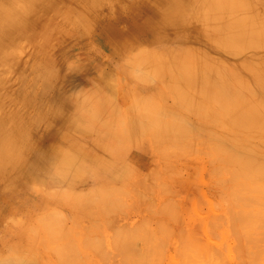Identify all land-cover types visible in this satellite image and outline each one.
Masks as SVG:
<instances>
[{
	"label": "rangeland",
	"instance_id": "1",
	"mask_svg": "<svg viewBox=\"0 0 264 264\" xmlns=\"http://www.w3.org/2000/svg\"><path fill=\"white\" fill-rule=\"evenodd\" d=\"M159 1L166 4L169 7V9L167 10V13H169L168 15L170 17L172 16L173 18L177 19V21L175 22L176 25H174L173 30L170 33L172 34L174 31V36L172 35L168 38H163V39L161 38L159 39L156 37L161 32V28L160 27H158L157 29L153 28L151 19L147 18L148 16L150 17V15L148 16L146 15L147 13L146 9H149L147 8V6L152 7L153 5L157 4ZM200 1L201 0H186L185 2L186 6L184 7V5H182V7H180L178 2H176L175 0H167V1L166 0L165 1L163 0H157V1L155 0H0V111H1L0 124L2 128L1 130L2 132L0 133V160L3 158L4 155L1 149L2 144L8 141L9 142L11 141L10 146H12L13 148L19 146L24 147L23 150L24 153L21 155L23 159L25 158L24 161H26L28 157H32V156L38 157L39 165L43 164L42 163L43 154L46 153V151L50 149V147H52L55 144H58L60 145V148L63 151H68L70 152V154H73L75 156L79 154L77 155L80 157L79 160L80 159H82V161L85 160L86 161V162L84 161L85 165L88 164V166H85L86 169L89 168L91 169V171L93 170L91 173H89L92 175H88V174L85 175L84 182L78 185L76 184L71 186L70 184L71 180H76V178L79 179L78 177L74 178L75 176L74 174H72L71 171L61 174L60 178L62 177L64 178L62 179L58 178L60 181L57 180L61 184H58L57 182L56 183L57 185L55 184L56 186H54V184L45 185L44 183L42 182L40 183L39 181H37V177L39 176L40 173V170L37 168L38 165L35 166L30 163L29 166L26 165L23 166L22 163L18 162L20 160V156L19 155L14 156L13 153H11L9 149H7V151L10 153L8 155L12 157L10 158V161L15 162L16 164H13L14 166L12 167V169L6 167H0V248H2L0 249V260H1L0 264L7 263L9 260L10 261L8 263H11V261L13 262L17 260V258L19 260H22V264H63V263L64 264H256V263L264 264V238H263L264 228L261 229L263 227L262 224L264 223V220H262L264 218V210H263L264 191L262 189L263 186L260 185L261 183L258 182L257 177L254 179L252 177V180L251 177L247 178V180L250 179V182L252 183L251 185L253 186L257 185L256 186L257 189L256 187L249 185L250 183L246 184L245 181H243L244 176L240 175L241 177L240 176L238 177V179H242L241 181L237 179L238 180L237 182H239L240 185H238V183L236 184V180L233 179L234 180L233 181L230 177V174L232 175V170H230L231 164H233L235 160L234 159L235 157L231 153L233 152L232 148L234 147L232 145H235V143L230 144L231 142L229 139L230 121L228 122V119L230 117L229 112L232 109L229 100L226 97L223 100H219L218 99L219 96L215 95L213 92L210 91L207 92V90L205 91V89L200 90L195 87L193 88L191 86L188 87L189 86L188 84L187 87L191 88L190 90L194 91L196 94L192 93L189 89H188L189 92H187L188 90L187 87H185V85L186 83H188V81L180 79L177 75L179 74L177 73L178 71L179 72L190 71L197 73L200 71L207 72L208 70L209 73L207 74L211 73V76L213 77V74H215V72H219L221 75L219 79L224 80L225 78V80L229 83V87L232 86L230 87V89L234 91V93H240V95L242 96V100L240 101L243 103V105L246 104L247 105L246 108H248L249 111L255 113L257 112L258 116L262 115V117H264V96L261 94L260 92L261 90H259L257 83H255L256 81L255 78L259 74L260 75L263 74L264 76L263 64H260V62L264 63V56L263 57L262 56L259 57L260 55L256 56V54L260 52L264 54L263 53L264 39L262 42L263 44L260 42L262 40L258 41L261 44L257 42L258 38H260L261 36L260 30L263 29L264 27V12H263L264 0H256V1L246 0V2H249L248 4L249 7L246 9H242L241 7L235 9V7H230L227 6L226 4H225L226 7H228L227 9L226 8L224 9L223 8L224 6L222 5H219L217 6L218 8H215L211 1H207L204 4L199 5ZM250 3L253 6L250 5ZM191 4H192V8L190 7ZM261 8H263V10ZM182 11H183V15H182ZM234 14L245 15V18H240L242 21L240 22V24L237 25L239 29L237 27L235 28V26H233V24L229 20L231 15L235 16ZM247 14H250L252 16L254 15L255 19L254 17H252L251 19L248 18ZM197 15H199V17ZM194 18L196 19V21L194 20ZM198 18L199 20H197ZM193 21L196 24H198V22L199 23L202 22L201 24L198 25V28L196 24L194 25L196 26L197 29L199 30L202 29L201 30L202 33L201 31L200 33L201 34L204 33L205 36L204 34L203 36L201 34H199L198 36L197 34H194V32L195 33L199 32V30L198 32L195 30V26H193L194 27V29H192L193 31L189 29L190 27L188 25L191 26ZM133 23L138 24L140 27H142L144 31L142 32L140 30L134 29V27L132 26ZM108 28L111 29V34L113 33V31L117 32L116 38H114L113 40L116 42L117 47L116 49H114L115 52L113 53L107 51L105 48L106 45L110 42L103 40L100 37L101 32H103ZM205 28L210 29L211 31L214 32L212 33ZM187 29H189L190 32L192 31L194 35L193 37H197L194 38L195 40L193 39L192 36H190V32ZM257 29L259 31H257ZM218 31L220 32L222 31L221 32L222 34L220 33L221 35L219 36L217 34L219 33ZM119 33L123 36H120ZM206 33H208L210 37L206 35ZM111 34L109 35V38L112 39L113 36H111ZM181 35L182 38H180ZM183 35L185 36L187 35V37ZM226 35L230 37H226ZM201 36L202 37L207 36V41L208 40L211 41V38H213L211 42H213V40L215 41L217 40V42L214 41L215 44L218 43L220 44L222 41L221 43L222 45L220 44V46H222V49L226 47L228 48V49H224L225 53L228 52L226 50L230 51V49L231 52L233 53L234 50L232 48L234 46V48H236L234 52L235 53L238 52L240 56L237 53L236 54L233 53V54L235 56H239V58L237 57L235 58L236 59L235 60L231 52H230L231 55L224 54L223 53L224 51H222L221 47L219 46L221 49V51H219L220 49L219 48L216 49L217 46L214 47V44L209 46V49H212L211 51H209L211 53H209L207 47L209 44H211V42L209 41L207 42L206 38L202 39ZM184 38H187L186 40L190 38L191 40L189 42H192L194 40L193 41L194 43L188 42L189 44L188 43L186 44ZM223 38H225L226 40L224 41ZM230 38L235 39L237 41L236 44L234 43L235 41ZM176 39H179L180 41L184 39V42L182 41L183 42L182 43L180 41H175ZM200 39L202 41L201 44L198 43ZM227 41H229V43H233L231 44L232 46L228 45L229 43ZM125 42H126V51H122V45ZM203 43L204 44L206 43V45H204ZM251 43L254 46H252ZM223 44L225 45L224 47ZM255 44L256 46L257 44L259 45L256 47ZM162 45L165 46L167 45L166 48H168V50L165 48V46L162 47ZM171 45L174 46L172 47ZM203 45L205 46V50L204 47L202 48ZM239 45H242V47L245 48L243 49L244 51L247 50V48L250 49V50L248 49L249 51H247L246 53L249 52L252 53L254 51L255 53L257 52L256 54L252 53L253 56L255 55L254 57L253 56L252 57L254 59L253 61H255L254 65L255 63L256 65L257 64L260 65V66L257 65L258 70L255 69L256 66L254 67L253 64L252 65L250 64L251 67L249 66V63H247L249 60L247 59L249 57H250L249 59L252 58L251 54L250 53L247 54L248 56L245 55L246 54L245 52H243L244 53L243 54L241 52L243 50H241L242 48L239 47ZM248 45H251V47H248ZM181 46H183V48ZM238 47L241 51L237 50ZM252 48H254L253 51H251ZM259 48H263V50L261 49L259 50ZM128 50L130 51L127 52ZM166 51H169L168 54L170 55V58L167 53L165 54ZM138 53H141L142 55L145 56H142L141 54L138 55ZM178 53L179 55H177ZM212 53H213V58H212ZM146 54L149 55V58ZM153 54H155V56ZM152 55L154 56V58L152 57ZM217 55L218 57L221 56L222 60L221 58H219L220 59L219 60L217 58ZM156 56L158 58H156L155 60ZM131 57L134 60L131 59ZM137 57H139L138 58L139 61L137 60V62H139L140 65L141 63H143L144 59L147 58L143 63L147 68L144 69V67L142 66L141 67L138 66V68H135L137 62H135L134 64V61H136ZM166 57L168 60L165 59ZM224 57L226 58L225 63L223 62ZM256 57L258 59H256ZM191 58L192 59L194 58L193 59L194 61ZM209 58L212 61L213 60L214 61L212 62L211 60H209ZM148 59L151 60L149 61ZM227 59H230V62ZM232 60L235 61L231 63ZM153 61H156L158 63L156 64ZM237 61L238 63H240L241 68L238 67L239 65L237 64ZM165 62H167V64ZM233 63L237 64L236 65L237 67H235L234 66L235 64L233 65ZM129 64L130 66L133 64L134 65L129 68H126L127 66H129ZM147 64L149 65L150 68L153 69L150 70L152 72L151 73L152 76L154 74L153 72L159 74V75L154 74V76L158 78V81H156V83L154 80H156L157 78L153 76L155 79L152 78L153 79L152 80L151 77H149L150 75L148 74L149 71H147V74L145 73L146 70H149ZM164 64L167 66H165ZM228 65L230 66V68H228V70L226 71L227 69L226 66ZM124 66H126L125 68L128 71H130V74L132 73L134 74L135 72L139 74L138 72L139 70H142V72L139 74V76H136L135 75L136 73L131 76L127 72V70L124 69ZM132 67H134L138 71H136L135 69L134 70L131 69ZM165 68L167 70H170L169 73L171 74L174 73L177 77L173 79L172 77H170L169 74L171 81L168 79L169 77H167L168 74H166L164 77V73H166ZM173 68H175V70ZM234 68H236V71L233 70ZM223 69H225V71H223ZM246 69L247 71H249V73L251 72L250 74L254 75L255 78H252V75L248 74L246 72ZM131 70H133L132 73ZM254 70H256V72ZM257 72L258 75H255L257 74ZM228 73L230 74V76L228 75ZM243 73H245V75H248L250 79L247 76H245ZM227 75L229 77L232 76L233 78L232 77L228 78ZM133 76H136L137 79L138 77H140L141 79L137 80L133 78ZM147 77L150 78L151 81H149ZM251 79H254V81ZM161 80L162 81L166 80L167 82L162 83ZM174 80L177 81L175 82ZM179 80H181L184 83L186 82L185 85ZM159 82L164 84V86L167 89L164 88L163 85L161 86ZM253 82L255 84H253ZM127 83H128V87H127ZM147 83L149 84L151 83V84L149 85ZM105 84H107V86ZM125 84L126 86L123 87ZM148 85H149L148 88H150L151 85H152L151 88L154 87L155 85L157 87L158 85V88H160L161 90L160 89L158 90V88L156 87H154L153 89H157L156 91L158 92V94L159 91L160 94L164 92L162 94V97L164 96V98L168 96L167 95L168 93L170 99L168 96L167 97L168 99L162 98L163 99L162 101V99L159 98L161 97L160 95L158 97L157 96L158 94L157 95L152 94L151 88H150L151 89L150 92L147 91L149 90L148 88H146ZM139 87L140 90H137L139 89ZM170 88L174 90V92ZM251 88H253L254 90H251ZM165 89L171 92L166 91ZM91 90L101 91V93L98 92L99 93L98 95L102 94L101 96L103 99L102 100L103 103L101 101L100 102L98 101V103H102V104H96L97 103L96 101L98 99L97 97H95V93L97 95V92L92 93L90 92ZM86 91H88L89 93ZM246 92H248V94L250 95L246 94ZM120 93L121 95L123 94L122 96L124 98L120 96ZM175 93H177V95H175ZM198 93H200L204 97L202 96L203 98H201L200 94L198 97ZM90 94L91 96L93 95L90 98L93 99L90 101L91 105L93 107L97 106L95 108L97 112L96 111L94 112L97 113V115L100 114L101 116V114H105L104 116H106V119L104 116H102L104 119L98 116L96 117L95 120L100 119L99 122H101V124H103L104 120H106L105 124L106 123L114 124L115 126L114 125H110V126H112L111 129L115 128L114 130H117V133L119 132V135L117 134L116 138L110 140L107 139L103 141V143L97 141L95 133L98 132L99 129L106 130L107 128L110 127L108 126L109 124L103 125L102 127L93 126L92 127L93 130L85 128L86 129L85 134H83L84 132L82 133V131L76 130L75 123L76 121L82 118L81 115H83L84 112L82 107L83 103H84L83 106L86 107V110L92 108L90 102L88 103ZM106 94L108 96H106ZM124 94L126 95V97L124 96ZM82 95H86L87 98L82 97ZM141 95H144L145 99L144 98L142 99L143 96ZM80 96H81L80 99L82 101L79 100ZM101 96H98V98ZM176 96L178 97L182 96L180 98L181 104H179V106L178 104L176 106V104L174 103L175 102L174 97ZM178 97H176V99H178ZM251 97L252 99H250ZM140 98L142 102L141 101L139 102ZM205 98H207L208 100L207 99L205 100ZM84 99H86L87 101L86 100L84 101ZM77 100H78V105L75 103L77 102ZM209 101L211 102L213 101L212 102L213 104L211 103L210 105ZM106 102L107 105L105 104ZM181 105L182 107L180 108ZM212 105L214 108L212 107ZM126 106L127 108L133 107V109H135L134 107L136 106L138 108L140 107L141 109L139 110L143 109L142 113L143 114L145 113V115L143 114L141 115L142 119L146 117L147 120L144 121L145 120L144 119L143 122L140 119L139 117L140 111L138 113V108L136 110L139 116L137 115L134 116L136 114V111L133 110L134 112L131 113L132 109L131 111L128 110L129 108L127 110H124L126 109L125 108ZM155 106H157V109ZM185 106H187L188 109ZM219 107L222 108L223 111ZM108 108L109 110L111 109L112 112L111 110L107 111ZM115 108L118 109L116 110ZM144 108L145 109L154 108L153 113L155 112L156 116L151 112L149 114V111L147 112V110L144 112L145 110ZM183 108L188 113L182 110ZM195 109L198 110L195 111ZM213 110L214 113L213 112L211 113L210 111ZM114 111H116V113L124 112L123 116L121 115L119 116L117 114L119 117L116 119L117 116L116 117L114 116L115 115ZM125 111L129 113H126ZM162 111L165 113H162ZM190 112H192V115L194 114V116L197 114L199 116L202 115L203 117L204 116L209 117V115L210 116L214 115L211 116L213 118L211 119V121L212 120L213 121L211 122L207 118L208 121L207 122L201 116L200 118L196 116L192 117V115L189 114ZM127 114L130 115L127 116ZM157 114H160V117L161 115L163 116L164 114L167 117L170 115V117L168 118L161 117L159 118L158 121H156L159 117ZM180 114H182L183 117ZM218 114L219 116H217ZM108 115H112V116L109 117ZM223 115H225V117H223ZM129 117L130 118L133 117L132 118L133 123ZM126 118L128 119L129 122H127V120L125 121ZM165 118L167 119L165 120ZM114 119L117 121H115ZM216 119L219 120L218 123H220V125L216 124L217 123ZM147 121L149 122L147 123ZM188 121H190L191 125L189 124ZM196 121L198 124L196 123ZM130 122L132 123V125H134V127L131 125ZM213 122H215V124L218 125V127L216 125L214 127V124H212ZM204 123L209 124L208 127L210 128H208L207 125ZM119 124L120 126L123 127V129H125L126 132H128L130 127L129 130L130 133L124 136L125 138H127L128 143H126L127 140L125 141L124 139H122L123 133L120 131L123 129H121L118 126ZM223 126H227L228 130L226 127ZM116 127H119L120 130L119 128L117 129ZM198 127L199 129L201 128V131H199V133L196 132V129H198ZM152 128L154 130L156 129L157 132L156 130L155 131L153 130L154 132L151 131ZM172 128L173 131L175 132L172 131ZM188 128L189 129L191 128L192 131H190L191 129L189 130ZM131 129L134 130V132L131 131ZM144 129L146 130V133ZM205 129L210 130V133L213 132V134L216 132V134L214 135L220 137L215 136L216 137L215 138L214 135L212 136V134H210L207 130L206 132ZM88 130L92 133L91 136ZM163 130H165L164 133ZM262 130L263 129H260L259 131L253 130V133H255L256 135L255 137V135L253 134L252 139L256 138V140L254 139L253 141L248 136L244 137L245 134L240 136L236 143L237 146L242 147L239 149L242 151L245 150L254 151L260 154L261 156L264 155V132H261ZM87 132L89 134L88 135L89 137L86 136ZM131 132L134 133L135 136ZM200 132H202L203 134ZM256 132L258 133L256 134ZM81 134H83L84 136ZM200 134L204 136L205 134L206 136L208 135L206 137L208 140H206L205 138L206 141L205 142L203 137L201 138L198 137L201 136ZM145 135L147 136L144 138ZM194 135L200 139L194 140L193 139L195 137ZM187 136L189 137L188 140L190 139L189 141H186ZM210 136L212 140H209ZM139 137L140 138L143 137L144 139L143 138L140 139ZM147 137H149L148 140H146ZM243 137L244 139H242ZM84 138L88 140H85ZM119 138H121L125 142H123ZM219 138L220 139L222 138L221 139L222 141ZM173 139L175 142H172ZM118 140H121V142H123L122 145L121 142ZM88 141H89L88 145L91 146L90 148L86 144V142ZM90 141L91 144L92 142L94 144L95 142L96 143L98 142L99 145L97 146L95 144L96 146L95 145L93 146V144L92 145L90 144ZM197 141L199 142L198 144ZM200 141H204V143ZM245 141H247L251 146L248 143H245ZM189 142H191V146ZM129 143L130 146L127 145ZM216 143L218 145L219 143L222 144L219 145L218 147ZM100 144H103V146L105 147L101 146ZM125 144L127 145V148ZM117 145L120 146V149L117 148ZM230 145L232 147H230ZM131 146L133 149L130 148ZM148 146L152 150H150ZM213 146L218 147L217 150L220 149L217 153L221 152V150L225 151L224 152L225 156L223 152H222L223 155H220L221 153L217 155L216 152H214V149L216 147L213 148ZM98 147L101 148L103 147L105 149H108V151L105 150V153L104 151H102V153L104 155L108 154L112 158V162L113 160L116 161V165H118L119 167L115 165L114 167H118L116 168L115 171L113 170L114 168L109 170L110 168H112V164H110V168L107 167L109 166L108 162L111 160V158L109 157L110 159H108V156L106 157V155L101 156L102 153L100 152L102 149L100 150L99 148L98 150ZM146 147L149 149H145ZM257 147L263 149H259V148L257 149ZM84 148L86 150L88 149L89 152L93 150L91 155ZM112 148H114L115 151ZM94 149H96L95 150L96 152L94 151ZM118 149L119 151L116 152V150ZM211 149L212 152L214 153L210 151ZM82 150H84L85 153H87V155L91 157V159L87 158V155L85 157V153ZM97 150L99 151L101 157L104 156L103 158H99L98 155L99 153ZM129 150H131V152H129ZM227 150H229V152ZM226 152H228V156ZM95 153H97L98 156H96ZM172 153L174 155H172ZM212 154H215L214 155L215 157ZM82 155L85 158H83ZM168 156L174 158L172 159L171 157ZM150 157L153 158V160ZM5 158L8 157L5 156ZM158 158H160L161 165H159L160 163L158 161L159 160ZM87 159L91 160L92 161L91 163L93 164H90V161H88L89 162L88 163ZM98 159L100 160L98 161ZM217 159L219 162H217ZM172 160L174 161L176 160L177 163H173L174 161L172 162ZM213 160H214V164H212ZM215 160L217 163L215 162ZM227 160L230 162H228ZM94 162L96 163L95 166H94ZM2 164L3 161H0V165ZM105 164H107V166ZM170 164H172L173 167L172 166L170 167ZM101 165L103 168L104 167L108 168L107 170H109L110 174H113V176L114 173L116 174V172H119L121 174L120 178L123 180H120V182H117L115 184L114 182L116 181L114 180L120 179V178H116L110 181L109 182L110 184L105 183L99 186L97 184L99 183V181L97 180V176H95L96 174L95 171L101 170L99 168ZM213 167L215 169H213ZM228 168L230 173L228 171ZM12 170L16 174V177H14L13 174H11ZM165 170L168 171L163 172L161 174V171H165ZM149 171L151 173L152 171H154V174L152 175L151 173H149ZM66 173L69 174L68 175L69 177L67 176ZM17 174H21L22 176H24L22 185H20L16 179L18 177ZM125 174L127 176H125ZM149 176L150 179L151 176L153 177L152 180H150L151 182L149 181L152 184L146 186V183H149L148 182ZM66 177L68 178L65 179ZM125 177H127L128 179ZM156 178H158L159 181ZM63 179H65L66 181L64 180L63 182L62 181ZM90 179L91 180L93 179L94 183L93 181L91 182ZM62 182L63 184L65 182L67 183L66 187L61 186ZM129 182L130 184L132 182L131 184L132 187L129 184ZM92 183L95 185H92ZM108 184L109 186H106ZM126 184H128L127 186L129 187L126 188ZM143 184L145 186H143ZM151 185H153L154 187ZM103 186L104 189L102 188ZM133 186L136 188H134ZM82 187L84 189H82ZM148 187H150V189L154 188V190L152 189L153 192H157V191L159 193L161 192V194H159L160 196L162 195L161 197L159 196L160 199L159 198L157 199L156 197V195L158 196L157 193H154L153 195L151 194L149 195L148 193H146L147 191H151L150 189L148 190ZM243 187L245 189H243ZM69 188L71 189L73 188L72 190L74 192L71 191V189ZM91 188L93 191L91 190ZM98 188H100V191ZM101 188L103 189L102 192H104V190L107 189L104 193L108 192V189L113 190V188L114 191L119 189L117 190V193L118 191L121 192L118 193L119 195H117V193H115L116 191L114 192L111 190L112 193L115 195L111 196L112 194L111 193L109 196V194L106 193L107 194L106 196V194L104 195V193L103 194L101 193L102 190ZM128 188L134 191L128 190ZM246 188H248L250 191L247 190ZM260 189L262 190V194L260 192L261 191ZM75 191L77 192L76 194L77 196L80 193H83L82 195H86V196L88 194L87 196L88 198L86 196L83 197L82 195H80V197L78 196L79 201L81 200V202H78V205L80 203V206H77V199L72 198L75 197V193H76ZM251 191H256V193H253ZM257 191L259 193H257ZM91 192H93L94 195H89ZM129 192L130 194L133 193L132 195L134 196L132 197V195H129L128 194ZM134 192H137V194ZM69 193L70 196L68 195ZM96 193L101 194L100 197L99 195L95 197ZM121 194L123 195L126 194V195L123 196ZM243 194L245 195L243 196ZM253 195L258 199L252 197ZM57 196L60 197L55 199V197ZM92 196L94 197L95 200L92 199L93 198ZM69 197H71L72 199H70ZM121 197L125 199L126 203L122 198L123 199L122 201L124 202L125 205L122 203L121 200H118V198L120 199ZM113 198L116 200V202L117 200L119 201L117 202L119 206L116 205L117 204L116 202H115L116 204L113 205L115 209L111 207L112 202H114ZM65 199L67 200V202L65 201ZM140 199L142 201H140ZM86 200H90V201H86ZM99 200L101 202H99ZM74 201H76V203H74ZM109 201H112L110 202L111 205H109L108 203ZM83 202H84V206H83ZM120 203L123 204L121 209L119 208ZM135 203H139V205L142 206L144 204L143 207H145L146 209H150L153 207L151 209V213L144 210L142 206H138V204H136L138 207H136V205L134 206ZM149 204H151L152 207H150L151 205ZM126 205L127 207L124 208V206ZM129 205L132 206L130 207V209H129ZM81 206L86 209H84V211H81L82 210ZM98 206H100L103 211L101 210V208L99 209ZM108 206L109 208L110 207L111 208L108 209L107 208ZM133 206L137 210L139 209V207L141 208L140 210L137 211L133 208ZM105 207L106 209H108V210L105 209L106 214L104 212ZM122 208H124L125 210ZM132 208L134 212H132L133 211L131 210ZM118 209L120 211H118ZM92 210H94L97 214L93 213L94 211ZM100 210L102 211L101 216H100L101 212L99 213ZM153 210H156L154 212L155 213L158 212V214L155 213L152 214ZM78 211L79 212L81 211L80 212L81 214H79ZM88 211L89 213H87ZM121 211L123 212L122 214ZM124 211L126 214L128 212V214L125 216H123L125 214ZM135 211H137L139 215H137ZM141 211L143 213H141ZM113 212L115 214H113ZM146 212H148V214L150 215H148ZM108 213H112V214L109 215ZM135 213L136 216H134ZM55 214L57 216H55ZM59 214L60 217L58 216ZM49 215L50 217L52 216V218H49L48 217ZM79 215L82 216L79 217ZM91 215L93 217H91ZM44 216L46 217V220H43ZM260 216H262V218ZM55 217H57L58 219L61 218L59 219V221L60 220L61 221L59 222ZM119 218L122 220H120ZM38 219L39 221L41 220V222H39ZM52 219L57 220L59 222V225L61 226L59 227L58 225H56L57 223L54 224V226H51V224L54 222ZM84 219L86 220L85 222ZM127 219L129 220V222ZM77 220L79 222H77ZM118 221L121 222L126 221L124 224L126 223L128 224L120 225V222L118 223ZM102 222L108 224H103ZM159 222H161L162 224H160ZM79 224L83 230L79 228L80 227ZM77 226L79 230L81 229L80 230L81 233L78 232ZM49 229H51L52 231H50ZM107 230L109 232H107ZM33 231H35V233H31ZM67 231L68 234L72 233V235L71 236L67 235ZM48 232L49 233L51 232V234H47ZM58 232H59L58 235L59 238H57V240L55 241V237L57 236ZM60 232L62 235H60ZM75 232L78 235L81 234L79 236L75 235L77 237L75 239H77L78 242L80 241L79 239L86 240V238H87V242L83 244L80 241L79 242L80 245H79V243H77L75 239H72V237L74 238ZM34 234L37 236H35ZM49 235L50 237L51 235L54 237L49 238L48 237ZM62 236L66 238L64 239ZM68 237L70 240L72 239L71 241L69 240L70 243L75 240L74 242L78 244V245L76 244V248H78L79 252L77 249H75V247L74 249L77 251L73 249L74 254L79 255L78 258H76L77 260L75 259L73 252L71 253V255L68 254L70 253L69 252L70 248L68 247L69 246L71 247V245L73 246L75 245L72 243L71 245L69 244ZM80 237H84L85 239ZM32 238H34L33 239L35 242L34 244ZM61 239H63L62 242ZM48 241L50 242L54 241V243H56L57 245H62L63 250L66 249V251H68L64 253L70 256V258L68 257L69 261L67 260V257H66V261H64L65 259L62 260L61 257L59 258L61 259V261L57 259L58 258L57 256L52 257L54 253L58 255L60 251L56 250L58 251L57 253L55 249L56 248L58 249V247L54 248V246L53 247L51 246L52 244H47L50 245L52 248L43 244L44 242L46 243ZM13 242H15V244ZM41 242H43L42 243L43 245L39 244ZM24 243L25 245L27 243L30 246L29 245L25 246ZM18 244L20 245L19 247ZM63 244H66L65 249ZM81 244H83L82 245L83 247H81ZM32 245L34 246L32 247ZM12 246L14 247L13 249ZM24 246L25 248H23ZM34 247L35 250L33 249ZM43 247L44 248L48 247V249L50 248V251L54 248V253H50V251H46V249H44ZM39 248L40 250H42L43 248V250L39 251ZM59 248L62 247L60 246ZM67 248L69 250H67ZM17 250L18 251L20 250L19 253L21 252L22 253L19 255ZM12 251L14 252V254H12L13 253ZM34 251L37 252V254ZM34 253L36 254V256L34 255ZM41 253H43V255ZM60 254L62 255V253ZM17 255L19 256L17 257ZM39 256L41 257V259L38 258ZM44 257L48 258L47 259L48 262L45 261L46 258ZM5 259L8 260L5 261ZM19 260H17L18 261L17 263H21ZM49 261L51 263H49Z\"/></svg>",
	"mask_w": 264,
	"mask_h": 264
},
{
	"label": "bare ground",
	"instance_id": "2",
	"mask_svg": "<svg viewBox=\"0 0 264 264\" xmlns=\"http://www.w3.org/2000/svg\"><path fill=\"white\" fill-rule=\"evenodd\" d=\"M155 1H157V0H155ZM163 1H165V0H163ZM166 1H167V0H166ZM175 1L178 2V4H179L180 7H182V5H184V7L186 6V3H185L186 0H175ZM207 1H211V2L213 3V6H214L215 8H218L217 6H219V5L224 6V7H223L224 9H225V8H226V9L228 8V7H226V5H227V6H230V7H235V9H236V8L238 9V8H240V7H241L242 9H246V8L249 7V5H248L249 2H246V0H201L200 3H199V5H202V4L206 3ZM251 1H252V0H251ZM255 1H256V0H255ZM166 3H167V2H166ZM253 3H254V2H253ZM257 3H258V2H257ZM263 3H264V2H263ZM192 4H193V3H192ZM192 4H191V6H190L191 8H192ZM210 4H211V3H210ZM225 4H226V5H225ZM259 4H260V3H259ZM250 5H252V4L250 3ZM154 6H155V8H154ZM252 6H253V5H252ZM188 7H189V6H188ZM188 7H187V8H188ZM255 7H256V6H255ZM259 7H260V5H259ZM261 7H262V6H261ZM147 8H149V9H146V11H147L146 15H147V16L150 15V17L148 16L147 18H148V19H151V21H152V27L155 28V29H157L158 27L161 28V32H160V33L158 34V36H156V37L159 38V39H160V38L163 39V38H168V37H170V36H172V35L174 36V31H173L172 34H170V33L172 32L174 25H176L175 22L177 21V19L173 18L172 16L170 17V16L168 15L169 13H167V10L169 9V7H168L166 4H164V3H162V2L159 1L157 4L153 5L152 7H151V6H147ZM152 8H153V9H152ZM191 8H189V9H191ZM213 9H214V8H213ZM256 9H257V8H256ZM261 9L263 10V8H261ZM193 10H194V8H193ZM203 10H204V9H203ZM262 10H261V11H262ZM205 12H206V11H205ZM249 12H250V11H249ZM263 12H264V11H263ZM254 14H255V13H254ZM182 15H183V11H182ZM226 15H227V14H226ZM234 15H235V14H234ZM197 16L199 17V15H197ZM204 16H205V15H204ZM202 17H203V16H202ZM214 17H215V16H214ZM247 17L250 18V19H251L252 17H254V19H255V16H254V15L252 16V15H250V14H247ZM240 18H245V15H244V14H243V15H239V14H237V15H235V16H232V15H231V17L229 18V20L231 21V23L233 24V26H235V28H236V27L238 28L237 25L240 24V22L242 21ZM181 19H182V18H181ZM202 19H203V18H202ZM182 20H183V19H182ZM194 20L196 21L195 18H194ZM197 20H199V18H198ZM211 20H212V19H211ZM208 21H209V20H208ZM214 21H215V20H214ZM201 23H202V22H201ZM201 23L198 22V24H196V23H194V21H193L191 26L188 25L190 28H189L188 26H187V27H188L189 29L192 30V29H194V27H193V26H195L194 24H196V25H197V28H198V25L201 24ZM205 24H206V23H205ZM178 25H179V23H178ZM180 25H181V24H180ZM202 25H203V24H202ZM244 25H245V24H244ZM255 25H256V24H255ZM257 25H258V24H257ZM132 26H133L134 29H136V30H140V31H142V32L144 31V30L142 29V27H140L138 24H134V23H133ZM185 26H186V25H185ZM185 26H184V27H185ZM208 26H209V24H208ZM199 27H201V26H199ZM222 27H223V26H222ZM252 27H253V26H252ZM197 28H196V26H195V30L198 32L199 29H197ZM210 28H211V27H210ZM256 28H257V27H256ZM185 29H186V28H185ZM189 29H187V30L190 32ZM205 29H207V28H205ZM221 29H222V28H221ZM238 29H239V28H238ZM259 29H260V28H259ZM183 30H184V29H183ZM201 30H202V29H200L198 33H195V32H194V34H197V36H198L199 34L202 33ZM207 30H209V31L212 32V33L214 32V31H211L210 29H207ZM212 30H213V29H212ZM253 30H254V29H253ZM192 31H193V30H192ZM192 31L190 32V36L193 37L194 35H193ZM200 31H201V33H200ZM215 31H216V30H215ZM257 31H259V30L257 29ZM218 32H219V33H217L218 36L222 34V33H221L222 31H221V32L218 31ZM182 33H183V32H182ZM220 33H221V34H220ZM224 33H225V32H224ZM110 34H111V29L108 28V29L104 30L103 32H101L100 37H101V39L110 42V43H108V44L106 45L105 48H106L107 51H110L111 53H113V52H115L114 49H116V47H117L116 42L113 41L114 38H116L117 32H116V31H113V33L111 34V36H113L112 39L109 38V35H110ZM185 34H186V33H185ZM191 34H192V35H191ZM203 34H204V33H203ZM203 34H201V35L203 36ZM217 34H216V35H217ZM239 34H240V33H239ZM119 35H120V36H123V35H121L120 33H119ZM187 35H188V34H187ZM187 35H186V36L183 35V36L187 37ZM206 35H208V33H206ZM245 35H246V34H245ZM260 35H261V36H260V38H258L257 42L260 41V40H262V41H260V42L262 43V42H263V39H264V27H263V29L260 30ZM126 36H128V35H126ZM188 36H189V35H188ZM202 36H201V37H202ZM204 36H205V34H204ZM208 36H209V35H208ZM242 36H243V35H242ZM209 37H210V36H209ZM226 37H230V36H227V35H226ZM234 37H235V36H234ZM243 37H244V36H243ZM180 38H182V35H181ZM180 38H179V39H180ZM194 38H197V37H193V39H194ZM204 38H206V41H207V36H206V37H202V39H204ZM217 38H218V37H217ZM255 38H256V37H255ZM170 39H171V38H170ZM170 39H169V40H170ZM172 39H173V38H172ZM179 39H176L175 41H180L181 39H180V40H179ZM184 39H185V41H186V44L191 40L190 38H188V40H186L187 38H184ZM184 39H182L183 42H184ZM212 39H213V38H211V41H212ZM223 39H224V41L226 40L225 38H223ZM230 39H233V38H230ZM243 39H244V38H243ZM256 39H257V38H256ZM194 40H195V39H194ZM194 40H193V41H194ZM220 40H221V39H220ZM233 40L235 41L234 43L236 44L237 41H236L235 39H233ZM233 40H232V41H233ZM253 40H254V39H253ZM182 41H180V42H182ZM193 41H192V42H193ZM208 41L211 42L210 40H208ZM208 41H207V42H208ZM214 41H215V40H213V42H211V44H209V45L207 44V45H208V47H207L208 52L212 50V49H209V46H211V45H213V44H214V47L217 46L216 49H217V48L220 49V47H221V49H222V46H220V44L222 43V41H221L220 44H219V43H218V44H215ZM224 41H223V42H224ZM242 41H243V40H242ZM183 42H182V43H183ZM192 42H189V43H192ZM201 42H202V41H201V39H200V40L198 41V43L201 44ZM215 42H217V40H216ZM227 42L229 43V41H227ZM260 42H258V43L261 44ZM189 43H188V44H189ZM193 43H194V42H193ZM196 43H197V42H196ZM224 43H225V42H224ZM244 43H245V42H244ZM252 43H253V42H252ZM252 43H251V45L254 46ZM175 44H176V43H175ZM186 44H185V45H186ZM200 44H199V45H200ZM203 44H204V43H203ZM225 44H226V43H225ZM231 44H233V43H229L228 45H231ZM245 44H246V43H245ZM259 44H257V46H258ZM262 44H263V43H262ZM123 45H125V46H123ZM123 45H122V51H126V42H125ZM194 45H195V44H194ZM204 45H206V43H205ZM204 45L202 46V48L204 47V50H205V46H204ZM221 45H222V44H221ZM243 45H244V44H243ZM251 45H248V47H251ZM163 46H165V45H162V47H163ZM171 46H172V45H171ZM173 46H174V45H173ZM173 46H172V47H173ZM177 46H179V45H177ZM186 46H187V45H186ZM200 46H201V45H200ZM219 46H220V47H219ZM224 46H225V45L223 44V47H224ZM231 46H232V45H231ZM255 46H256V44H255ZM257 46H256V47H257ZM260 46H261V45H260ZM260 46H259V47H260ZM166 47H167V45L165 46V48H166ZM181 47L183 48V46H181ZM198 47H199V46H198ZM228 47H229V46H228ZM239 47L242 48L241 50L245 49V48L242 47V45H239ZM239 47L237 48V50H238V51H241V50L239 49ZM263 47H264V46H263ZM165 48H164V49H165ZM127 49H128V48H127ZM130 49H131V48H130ZM161 49H162V48H161ZM166 49L168 50V48H166ZM194 49H195V48H194ZM221 49H220L219 51H221ZM224 49H228V48L226 47V48H223V49H222V51H224V52H223L224 54H226V55H229V54H230V55H231L232 52H231V49H230V48H229L230 51H229V50H226V51H228V52H226V53H225V50H224ZM232 49H233L234 51L236 50V48H234V46H233ZM248 49H249V48H247V50H245V51L243 50V51H241V52H242V53H243V52L246 53L247 51L250 50V49H249V50H248ZM256 49H258V48H256ZM260 49L263 50V48H259V50H260ZM132 50H134V49H132ZM132 50H131V51H132ZM162 50H163V49H162ZM169 50H170V49H169ZM174 50H175V49H174ZM176 50H178V49H176ZM185 50H186V49H185ZM253 50H254V48H252L251 51H253ZM129 51H130V50H128L127 52H129ZM180 51H181V50H180ZM234 51H233L234 54L237 53V54L239 55L238 52L235 53ZM127 52H125V53H127ZM133 52H134V51H133ZM182 52H185V51H182ZM230 52H231V53H230ZM166 53L168 54L169 51H166L165 54H166ZM199 53H200V52H199ZM209 53H211V52H209ZM217 53H218V52H217ZM217 53H216V54H217ZM227 53H228V54H227ZM233 53H232V54H233ZM249 53H250V52H249ZM249 53H246L245 55H247V54H249ZM252 53H253V54H256L257 52L255 53V51H254V52H252ZM252 53H250V54H251V57L253 56ZM263 53H264V52H263ZM140 54H141V53H138V55H140ZM150 54H151V53H150ZM156 54H157V53H156ZM172 54H173V53H172ZM184 54H187V53H184ZM184 54H183V55H184ZM205 54H206V53H205ZM234 54H233L234 59L237 58V57L239 58L240 55H239V56H235ZM243 54H244V53H243ZM261 54H262V52L257 53L256 56H259V55H260L259 57H261V56L263 57L264 54H262V55H261ZM141 55H142V54H141ZM146 55H147L148 58H149V55H148V54H146ZM153 55L155 56V54H153ZM153 55H152V57L154 58ZM168 55H169V54H168ZM168 55H167V56H168ZM177 55H179V53H178ZM219 55H221V54H219ZM222 55H223V54H222ZM226 55H225V56H226ZM142 56H145V55H142ZM147 56H146V57H147ZM181 56H182V55H181ZM204 56H205V55H204ZM209 56H210V55H209ZM247 56H248V55H247ZM254 56H255V55H254ZM254 56H253V57H254ZM140 57H141V56H140ZM146 57H145V58H146ZM227 57H228V56H227ZM230 57H231V56H230ZM253 57H252L251 59H249V58H250V57H249L247 60H249V61L252 60V61H253V60H254ZM138 58H139V57H137L136 61H134V64H135V62H137V60L139 61ZM156 58H158V57L156 56V57H155V60H156ZM162 58H163V57H162ZM169 58H170V55H169ZM183 58H184V57H183ZM212 58H213V53H212ZM217 58L219 59V58H221V56L218 57V55H217ZM232 58H233V57H232ZM131 59H133V58L131 57ZM131 59H130V60H131ZM146 59H147V58H146ZM146 59H144L143 63L145 62ZM165 59H167V57H166ZM177 59H178V58H177ZM191 59H192V58H191ZM193 59H194V58H193ZM193 59H192V60H193ZM223 59H224L223 62L225 63L226 58L224 57ZM256 59H258V58L256 57ZM261 59H262V58H261ZM133 60H134V59H133ZM148 60L150 61L151 59H148ZM152 60H153V59H152ZM167 60H168V59H167ZM169 60H171V59H169ZM207 60H208V59H207ZM209 60H211V59L209 58ZM219 60H220V59H219ZM221 60H222V58H221ZM227 60H229V62H230V59H227ZM235 60H236V59H235ZM235 60H232L231 63H232L233 61H235ZM240 60H241V59H240ZM247 60H245V61H247ZM149 61H148V63H149ZM159 61H160V60H159ZM193 61H194V60H193ZM195 61H196V60H195ZM211 61H212V60H211ZM213 61H214V60H213ZM213 61H212V62H213ZM241 61H242V60H241ZM249 61L247 62V63H249V66H250V64H251V65L253 64L254 67L256 66L255 69L258 70V66H260V65L257 64V65H258V66H257L256 63H255V65H254V62H255V61H253V62H252V61L249 62ZM260 61H261V60H260ZM153 62H155L156 64L158 63V62H156V61H153ZM171 62H172V61H171ZM182 62H183V61H182ZM223 62H222V63H223ZM251 62H252V63H251ZM257 62H258V61H257ZM143 63H141V65H140L139 62H137V65H135V68H138V66H140V67L142 66V67H144V69L147 68V67H145V64H143ZM165 63L167 64V62H165ZM209 63H210V62H209ZM235 63H236V62H235ZM235 63H233V65H234ZM242 63H243V62H242ZM125 64H128V63H125ZM134 64H133V65H134ZM138 64H139V65H138ZM172 64H173V63H172ZM207 64H208V63H207ZM220 64H221V63H220ZM237 64L239 65L238 67L241 68V67H240V63H238V61H237ZM237 64H235L234 66L237 67V66H236ZM260 64H263V68H264V63L260 62ZM133 65H131V66H133ZM147 65H148V64H147ZM160 65H161V64H160ZM164 65H165V64H164ZM204 65H205V64H204ZM204 65H202V66H204ZM224 65H225V64H224ZM231 65H232V64H231ZM233 65H232V66H233ZM131 66H130V64H129V66H127V67L124 66V69L127 70L126 68H129V67H131ZM136 66H137V67H136ZM161 66H162V65H161ZM165 66H167V65H165ZM165 66H164V67H165ZM172 66H173V65H172ZM202 66H201V67H202ZM228 66H229V65H228ZM228 66H226V68H227L226 71L228 70V68H230V66H229V67H228ZM241 66H242V65H241ZM244 66H245V64H244ZM246 66H247V65H246ZM125 67H126V68H125ZM155 67H156V66H155ZM250 67H251V66H250ZM135 68L132 67L131 69L134 70ZM221 68H222V67H221ZM242 68H243V67H242ZM244 68H245V67H244ZM259 68H260V67H259ZM261 68H262V67H261ZM142 69H143V68H142ZM144 69H143V70H144ZM148 69H149V70H146V72H145V71H144V72L147 74V71H149L148 74L151 75L152 72H151L150 70H151L152 68H150L149 65H148ZM165 69H166V68H165ZM173 69L175 70V68H173ZM251 69H252V68H251ZM133 70H131V73H132ZM135 70H136V69H135ZM152 70H153V69H152ZM155 70H156V69H155ZM159 70H160V69H159ZM162 70H163V69H162ZM233 70L236 71V68H234ZM237 70H238V68H237ZM242 70H243V69H242ZM262 70H263V69H262ZM136 71H138V70H136ZM157 71H158V70H157ZM169 71H170V70H167V69H166V71H165L166 73H164V77H165L166 74H168L167 77H169V74H170V77H172L173 79H174L175 77H177L174 73H173V74L169 73ZM223 71H225V69H223ZM230 71H231V70H230ZM239 71H240V69H239ZM244 71H245V69H244ZM254 71L256 72V70H254ZM127 72L130 74V71L127 70ZM134 72H135V71H134ZM138 72H139V74H140V73L142 72V70H139ZM176 72H177V71H176ZM228 72H229V71H228ZM237 72H238V71H237ZM241 72H242V71H241ZM246 72H247L248 74L251 73V72L249 73V71H247V69H246ZM260 72H261V71H260ZM117 73H118V72H117ZM135 73H136V72H135ZM135 73H134V74H135ZM153 73L159 75L158 73H155V72H153ZM177 73H179V74H177V75H178V77H179L180 79L185 80V81H188V83L185 82V83H186V85H185L184 82H182L181 80H179V81H181V82L185 85V87H187V86L189 85L188 87L191 86V87H193V88L195 87V88L200 89V90L205 89V91L207 90V92H209V91H210V92H213L215 95L219 96V97H218L219 100H223V99H225V97L229 100V103H230V106H231L232 109H231V111L229 112L230 117H229V119H228V122L230 121V123H229V134H230V138H229V137H227V138L230 139V142H231L230 144L235 143V145H232V146H234V147L232 148L233 152H231V153H232L233 156L235 157V158H234L235 160H234L233 164H231V168H230V170H232V175L230 174V177H231L232 180H233V179L236 180V184L238 183V185H240V184H239V182H237V181H238V180H239V181L242 180V179H238V177H239L240 175H241V176H244V178L246 177L245 179L242 177V178H243V181H245L246 184H247V183H250L249 185H251L252 183L250 182V179H248V180H249V181H248L247 178H248V177H251V180H252V177H253V179L257 177V178H258V182L261 183L260 185L263 186L262 189H263V191H264V155L261 156L260 154L254 152V151H247V150L242 151V150L239 149V148H242V147H241V146L239 147V146H237V144H236L237 141H238V139H239V137L242 136V135H244V134H245L244 137H245V136H248V137H250V139H252V138H253V134L255 135V133H253V130L259 131L260 129H263L261 132H264V117H262V115L258 116V115H257V112L255 113V112H251V111H249L248 108H246L247 105H246V104L243 105V103L240 101V100H242V96L240 95V93H234V91H232V90L230 89V87H232V86L229 87V83L225 80L224 77H223L224 80H220V79H219V78L221 77V75H220L219 72H215V74H213V77L211 76V73H210V74H207V73H209L208 70H207V72H206V71H200V72H197V73L190 72V71H182V72H179V71H178ZM212 73H213V72H212ZM222 73H223V72H222ZM134 74L132 73V74H130V75L132 76V75H134ZM139 74L136 73L135 75H136V76H139ZM154 74H153V76H154ZM238 74H239V73H238ZM243 74L245 75V73H243ZM150 75H149V77H151V79L155 77V76L153 77L152 75H151V76H150ZM161 75H162V74H161ZM228 75L230 76L229 73H228ZM228 75H227V76H228ZM250 75H252V74H250ZM255 75H258V72H257V74H255ZM136 76H133V78L137 79ZM140 76H141V75H140ZM229 76H228V78H231V77H232V76H231V77H229ZM245 76L248 77V75H245ZM102 77H103V76H102ZM122 77H123V76H122ZM167 77H166V78H167ZM170 77L168 78L169 80H170ZM103 78H104V77H103ZM106 78H107V77H106ZM144 78H145V77H144ZM147 78H148V77H147ZM155 78H157V77H155ZM155 78H154V79H155ZM162 78H163V77H162ZM232 78H233V77H232ZM248 78H249V77H248ZM252 78H255L254 75H252ZM101 79H102V78H101ZM123 79H124V78H123ZM138 79H141V78L138 77ZM138 79H137V80H138ZM148 79H149V81H151L150 78H148ZM173 79H172V80H173ZM249 79H250V78H249ZM152 80H153V79H152ZM162 80H163V79H162ZM162 80H161L162 83L167 82V81H166L167 79H166L165 81H162ZM177 80H178V79H177ZM177 80H176V81H177ZM230 80H231V79H230ZM251 80L254 81V79H251ZM255 80H256L255 83H257V86H258L259 90H261V91H260L261 94L264 96V76H263V74H261V75L259 74V75L255 78ZM144 81H145V80H144ZM154 81H155V83H156V81H158V78H157L156 80H154ZM170 81H171V80H170ZM174 81H175V80H174ZM176 81H175V82H176ZM232 81H233V80H232ZM129 82H130V81H129ZM152 82H153V81H152ZM161 82H159V84H160L161 86H162V85L164 86V84H162ZM133 83H134V82H133ZM143 83H145V82H143ZM243 83H244V82H243ZM255 83L253 82V84H255ZM123 84H124V83H123ZM147 84H149V83H147ZM150 84H151V83H150ZM150 84H149V85H150ZM159 84H158V85H159ZM187 84H188V85H187ZM234 84H235V83H234ZM251 84H252V83H251ZM105 85L107 86V84H105ZM132 85H133V84H132ZM137 85H138V84H137ZM140 85H141V84H140ZM149 85H148L146 88H148ZM153 85H154V84H153ZM158 85H157V87H156V85H155L154 87L158 88ZM108 86H109V85H108ZM125 86H126V84H125L123 87H125ZM151 86H152V85H151ZM151 86H150V88H151ZM173 86H174V85H173ZM237 86H238V85H237ZM244 86H245V85H244ZM253 86H254V85H253ZM257 86H256V87H257ZM127 87H128V83H127ZM154 87L151 88L152 90H151L150 88H148L149 90H147V91L150 92V90H151V91H152V94H154V95L156 94V95H157V94H158V92L156 91L157 89H153ZM159 87H160V86H159ZM188 87H187V90H188V89L190 90L191 88H188ZM238 87H239V86H238ZM245 87H246V86H245ZM113 88H114V87H113ZM137 88H138V86H137ZM141 88H142V87H141ZM146 88H145V89H146ZM164 88H166V87L164 86ZM164 88H163V90H164ZM183 88H184V87H183ZM246 88H247V87H246ZM159 89H160V88H158V90H159ZM166 89H167V88H166ZM166 89H165V90H166ZM170 89H171V88H170ZM130 90H131V89H130ZM137 90H140V87H139V89H137ZM160 90H161V89H160ZM171 90H172V89H171ZM189 90H188L187 92H189ZM251 90H254V89L251 88ZM257 90H258V89H257ZM257 90H256V91H257ZM131 91H132V90H131ZM155 91H156V92H155ZM166 91H169V90H166ZM172 91L174 92V90H172ZM190 91H191V90H190ZM243 91H244V90H243ZM86 92H88V91H86ZM90 92H92V93H93V92H97V95H96V93H95V97H97V99H98V100L96 99V100H97V101H96V102H97L96 104H102V103H103V102H102L103 99H102V96H101L102 94L98 95L99 93H101V91H94V90L92 91V90H91ZM98 92H99V93H98ZM119 92H120V91H119ZM144 92H146V91H144ZM153 92H154V93H153ZM169 92H171V91H169ZM191 92H192V93H195L194 91H191ZM191 92H190V94H191ZM197 92H198V91H197ZM88 93H89V92H88ZM88 93H87V94H88ZM109 93H111V92H109ZM163 93H164V92H163ZM163 93H162V94H163ZM126 94H127V91H126ZM145 94H147V93H145ZM162 94H160V91H159V94H158L157 96L159 97V95H160L161 97H159V98L162 99V98H164V96L162 97ZM165 94H166V93H165ZM165 94H164V95H165ZM195 94H196V93H195ZM199 94H200V93H198V97H199ZM246 94H248V92H246ZM256 94H257V93H256ZM122 95H123V94H122ZM122 95H121V93H120V96H122ZM167 95L169 96L168 93H167ZM167 95H166V96H167ZM175 95H177V93H175ZM175 95H173V96H175ZM193 95H194V94H193ZM248 95H250V94H248ZM92 96H93V95H92ZM92 96H91V94H90L89 99H88V103H89L91 100H93V99H90ZM98 96H101V97L98 98ZM106 96H108V95L106 94ZM124 96L126 97L125 94H124ZM129 96H130V95H129ZM141 96H143V97H142V99H143V98H144V95H141ZM150 96H151V95H150ZM168 96H167V97H168ZM200 96H201V98L204 97V96L201 95V94H200ZM202 96H203V97H202ZM243 96H244V95H243ZM82 97H86V95H82ZM95 97H94V99H95ZM122 97H123V96H122ZM145 97H146V96H145ZM167 97H165V98L168 99ZM176 97H178V96H176ZM176 97H174V100H175L174 103L176 104V106H177V104H178V106H179V104H181V103H180V98H181L182 96H181V97H178V99H176ZM193 97H194V96H193ZM196 97H197V95H196ZM215 97H216V96H215ZM244 97H245V96H244ZM71 98H72V97H71ZM80 98H81V96L79 97V100L82 101ZM86 98H87V97H86ZM100 98H101V99H100ZM104 98H105V97H104ZM106 98H107V97H106ZM123 98H124V97H123ZM147 98H148V97H147ZM150 98H151V97H150ZM165 98H164V99H165ZM262 98H263V97H262ZM99 99H100V100H99ZM107 99H108V98H107ZM107 99H105V100H107ZM121 99H122V98H121ZM144 99H145V98H144ZM169 99H170V96H169ZM206 99H207V98H205V100H206ZM250 99H252V97H251ZM85 100H86V99H84V101H85ZM113 100H114V98H113ZM122 100H123V99H122ZM124 100H125V99H124ZM138 100H139V99H138ZM181 100H183V99H181ZM207 100H208V99H207ZM86 101H87V100H86ZM98 101H99V102L101 101L102 103H98ZM118 101H119V100H118ZM125 101H126V100H125ZM128 101H129V99H128ZM140 101H141V98H140L139 102H140ZM162 101H163V99H162ZM164 101H165V100H164ZM202 101H203V100H202ZM251 101H252V100H251ZM254 101H255V100H254ZM93 102H94V101H93ZM104 102H105V101H104ZM116 102H117V101H116ZM141 102H142V101H141ZM143 102H144V101H143ZM155 102H156V101H155ZM181 102H182V101H181ZM192 102H193V101H192ZM209 102H210V105H211V103H212L213 101H212V102L209 101ZM256 102H257V101H256ZM75 103L78 105V100H77V102H75ZM79 103H80V102H79ZM82 103H83V102H82ZM94 103H95V102H94ZM111 103H113V102H111ZM126 103H128V102H126ZM96 104H95V105H96ZM105 104L107 105V102H106ZM105 104H104V105H105ZM116 104H117V103H116ZM116 104H115V105H116ZM135 104H136V103H135ZM138 104H139V103H138ZM183 104H184V103H183ZM212 104H213V103H212ZM83 105H84V103H83ZM83 105H82V107H83V111H84V112H83V115H81L82 118H81L80 120L76 121V123H75V128H76V130L82 131V133L84 132L83 134H85V133H86V132H85L86 129H91V130H93V129H92L93 126H95V127H102L103 125H107V124H109V123H106V124H105L106 120H104L103 124H101V122H99L100 119L97 118L98 120H95L96 117L100 116V114L97 115V113L94 112V111H96L95 108H96L97 106H96V107H93V106L91 105V102H90V105H91L92 108L88 107V108H90V109L86 110V107H84ZM111 105H112V104H111ZM111 105H110V106H111ZM115 105H114V107H115ZM124 105H125V104H124ZM169 105H171V104H169ZM85 106H86V105H85ZM98 106H99V105H98ZM100 106H101V105H100ZM120 106H122V105H120ZM150 106H151V104H150ZM167 106H168V105H167ZM187 106H188V105H187ZM187 106H185V107H187ZM217 106H218V104H217ZM258 106H259V105H258ZM261 106H262V105H261ZM7 107H8V106H7ZM112 107H113V106H112ZM146 107H147V106H146ZM155 107H156V109H157V106H155ZM171 107H173V106H171ZM181 107H182V105L180 106V108H181ZM212 107H213V105H212ZM99 108H100V107H99ZM125 108H126V109H124V110H127L129 107L127 108V106H126ZM134 108H135V109H133V107H132V108L130 107L128 110L131 111V109H132L131 113H133V112H134L133 110H135V111H136V114H135L134 116H136V115L139 116V115H140V116H139L140 119H141L142 121L145 119L144 121H146V120H147L146 117H144V119H142V117H141V115L143 114V113H142V112H143V111H142L143 109H142V110H139V109H141V108H140V107L138 108L137 106L134 107ZM137 108H138V113H139V111H140L139 115H138L137 110H136ZM180 108H179V109H180ZM207 108H208V107H207ZM213 108H214V107H213ZM213 108H212V109H213ZM219 108H220V107H219ZM5 109H6V108H5ZM97 109H98V108H97ZM115 109L117 110L118 108H115ZM122 109H123V108H122ZM144 109H145V108H144ZM153 109H154V108H152V109H148V108H147V109L144 110V112L147 110V112L149 111V114H150V112L153 113ZM156 109H155V111H156ZM173 109H174V108H173ZM177 109H178V108H177ZM187 109H188V107H187ZM187 109H186V110H187ZM190 109H191V108H190ZM209 109H210V108H209ZM220 109L223 111L222 108H220ZM229 109H230V108H229ZM85 110H86V111H85ZM99 110H100V109H99ZM104 110H107V109H104ZM110 110H111V109H110ZM110 110H109V108H108L107 111H110ZM124 110H123V111H124ZM162 110H163V109H162ZM182 110L185 111L184 108H183ZM193 110H194V109H193ZM197 110H198V109H195V111H197ZM199 110H201V109H199ZM261 110H262V109H261ZM4 111H5V110H4ZM173 111H174V110H173ZM0 112H1V111H0ZM96 112H97V111H96ZM101 112H102V110H101ZM111 112H112V110H111ZM114 112H115V115H114V113H113V115H114L115 117L117 116L116 119H117L120 115L123 116V113H124V112H121V113H120V112H117V113H116V111H114ZM125 112H126V113H129V112H127V111H125ZM157 112H158V111H157ZM166 112H167V111H166ZM185 112H187V111H185ZM210 112H211V113H212V112L214 113V110H213V111H210ZM224 112H225V111H224ZM98 113H100V112H98ZM103 113H104V112H103ZM108 113H109V112H108ZM162 113H165V112L162 111ZM170 113H171V111H170ZM176 113H177V111H176ZM187 113H188V112H187ZM203 113H204V112H203ZM215 113H217V112H215ZM225 113H226V112H225ZM117 114H118L119 116H118ZM146 114H147V113H146ZM153 114L156 116L155 112H154ZM153 114H152V115H153ZM189 114L192 115V112H190ZM221 114H222V113H221ZM104 115H105V114H101L100 117H102V116H104ZM128 115H130V114H127V116H128ZM143 115H145V113H144ZM157 115H158L159 117H158V119H157L156 121H158L159 118H161V117H163V118H164V117H167V116H165V114H164L163 116L161 115V117H160V114H157ZM180 115L182 116V114H180ZM108 116L110 117V116H112V115H108ZM131 116H132V115H131ZM131 116H130V117H131ZM193 116H194V114L192 115V117H193ZM195 116H196V117H199V118H200V116H201V117H202L204 120H206V121H207V118H208V119L211 121V119H213L211 116H214V115H211V116L209 115V117H211V118H209V117H205V116H204L206 119H205L202 115L199 116V115L197 114V115H195ZM195 116H194V117H195ZM217 116H219V114H218ZM104 117H105V119H106V116H104ZM109 117H108V118H109ZM130 117H129V118H130ZM148 117H149V116H148ZM151 117H152V116H151ZM168 117H170V115H169ZM168 117H167V118H168ZM178 117H179V116H178ZM182 117H183V116H182ZM215 117H216V115H215ZM223 117H225V115H223ZM102 118H103V117H102ZM102 118H101V119H102ZM124 118H125V117H124ZM127 118H128V117H127ZM127 118L125 119V121L127 120V122H129ZM132 118H133V117H132ZM132 118H130V119L132 120ZM149 118H150V117H149ZM149 118H148V119H149ZM152 118H153V117H152ZM167 118H165V120H166ZM103 119H104V118H103ZM119 119H120V118H119ZM140 119H137V120H140ZM155 119H156V117H155ZM169 119H170V118H169ZM225 119H226V118H225ZM114 120H115V119H114ZM152 120H154V119H152ZM174 120H175V119H174ZM199 120H200V119H199ZM216 120H217V123H216V124L220 125V123H218L219 120H218V119H216ZM101 121H102V120H101ZM115 121H117V120H115ZM134 121H135V120H134ZM144 121H143V122H144ZM149 121H150V120H149ZM149 121H147V123H148ZM156 121H155V122H156ZM162 121H163V120H162ZM168 121H169V120H168ZM182 121H183V120H182ZM212 121H213V120H212ZM212 121H211V122H212ZM110 122H111V120H110ZM164 122H165V121H164ZM188 122H189V124H190V121H188ZM207 122H208V121H207ZM215 122H216V121H215ZM215 122L212 123V124H214V127H215V125H216ZM228 122H227V123H228ZM116 123H117V122H116ZM116 123H115V124H116ZM130 123H131V122H130ZM132 123H133V120H132ZM132 123H131V125H132ZM137 123H138V122H137ZM137 123H136V124H137ZM157 123H160V122H157ZM161 123H162V122H161ZM178 123H179V122H178ZM178 123H177V124H178ZM196 123H197V121H196ZM200 123H201V122H200ZM85 124H86V126H85ZM117 124H118V123H117ZM124 124H125V123H124ZM124 124H123V125H124ZM126 124H127V123H126ZM136 124H135V125H136ZM145 124H146V123H145ZM170 124H171V123H170ZM179 124H180V123H179ZM193 124H194V123H193ZM197 124H198V123H197ZM204 124H206V123H204ZM110 125H114V124H109L108 126H110ZM121 125H122V124H121ZM147 125H148V124H147ZM175 125H176V124H175ZM190 125H191V124H190ZM206 125H207V127H208L209 124H206ZM218 125H216V126L218 127ZM221 125H222V124H221ZM114 126H115V125H114ZM114 126H113V127H114ZM118 126H119L121 129H123V127L120 126V124H119ZM132 126L134 127V125H132ZM165 126H166V125H165ZM192 126H193V125H192ZM212 126H213V125H212ZM111 127H112V126H110L109 128H107L106 130L99 129V131L95 133V134H96V139H97V141L103 143V141H105V140H107V139L110 140V139L116 138V135H117V134L119 135V132L117 133V130H114L115 128H112V129H111ZM119 127H116V128L118 129ZM124 127H125V126H124ZM159 127H160V126H159ZM171 127H172V126H171ZM196 127H197V126H196ZM196 127H195V128H196ZM223 127H226L227 130H228V127H227V126H223ZM85 128H86V129H85ZM104 128H105V126H104ZM120 128H119V130H120ZM127 128H128V127H127ZM141 128H142V127H141ZM155 128H156V127H155ZM208 128H210V127H208ZM208 128H207V129H208ZM256 128H257V129H256ZM258 128H259V130H258ZM156 129H157V128H156ZM156 129H155V130H156ZM188 129H189V128H188ZM190 129H191V128H190ZM190 129H189V130H190ZM207 129H205V131H206ZM216 129H217V128H216ZM1 130H2V128H1V124H0V133L2 132ZM129 130H130V127H129ZM129 130H128V132H126L125 129H123V130L120 131V132L123 133V134H122L123 137H122L121 135H120V136H121L122 139H124L125 141L127 140V138H125L124 136H126L128 133H130ZM144 130H145V129H144ZM153 130H154V129L152 128L151 131H153ZM155 130H154V131H155ZM161 130H162V129H161ZM193 130H194V129H193ZM202 130H203V128H202ZM217 130H218V129H217ZM88 131H89V130H88ZM123 131H125V132H123ZM131 131L134 132V130H132V129H131ZM154 131H153V132H154ZM164 131H165V130H163V133H164ZM172 131H173V128H172ZM190 131H192V129H191ZM199 131H201V128L199 129V127H198V129H196V132L199 133ZM207 131L210 133V130H207ZM207 131H206V132H207ZM218 131H219V130H218ZM220 131H221V130H220ZM156 132H157V130H156ZM173 132H175V131H173ZM188 132H189V131H188ZM193 132H195V131H193ZM193 132H191V133H193ZM80 133H81V132H80ZM89 133H90V136H91L92 133H91L90 131H89ZM131 133H132V132H131ZM145 133H146V130H145ZM163 133H161V134H163ZM200 133H202V132H200ZM257 133H258V132H256V134H257ZM72 134H73V133H72ZM83 134H81V135H83ZM132 134L134 135V133H132ZM136 134H137V133H136ZM170 134H172V133H170ZM188 134H189V133H188ZM188 134H186V135H188ZM202 134H203V133H202ZM210 134H212V136H213L214 134H216V132H215L214 134H213V132H211ZM223 134H224V133H223ZM88 135H89V134H88V132H87V135H86V136H88ZM155 135H156V134H155ZM155 135H154V136H155ZM200 135H201V134H200ZM224 135H225V134H224ZM227 135H228V134H227ZM227 135H226V136H227ZM83 136H84V135H83ZM120 136H118V137H120ZM134 136H135V135H134ZM146 136H147V135H145L144 138H145ZM162 136H163V135H162ZM173 136H174V134H173ZM194 136H195V135H194ZM194 136H192V137H194ZM207 136H208V135H207ZM207 136H206V134H205V136H204V135H201V136H198V137H200V138L203 137V138H204V141H205V138H206ZM215 136H216V137H220V136L214 135V137H215ZM258 136H259V135H258ZM75 137H76V136H75ZM88 137H89V136H88ZM151 137H152V136H151ZM163 137H164V136H163ZM183 137H184V136H183ZM192 137H191V139H192ZM216 137H215V138H216ZM244 137H243L242 139H244ZM248 137H247V138H248ZM255 137H256V135H255ZM259 137H260V136H259ZM261 137H262V136H261ZM133 138H134V137H133ZM139 138H140V137H139ZM141 138H143V137H141ZM141 138H140V139H141ZM144 138H143V139H144ZM174 138H175V137H174ZM188 138H189V137L187 136L186 141H189V140H190V139L188 140ZM200 138H197V136H195L193 139L196 140V139H200ZM84 139H85V140H88V139H86V138H84ZM119 139H121V138H119ZM122 139H121V140H122ZM148 139H149V137L146 138V140H148ZM152 139H153V138H152ZM219 139H220V138H219ZM221 139H222V138H221ZM221 139H220V140H221ZM245 139H246V138H245ZM254 139L256 140V138H254ZM254 139H252V141H253ZM121 140H118V141L121 142ZM134 140H135V139H134ZM146 140H145V141H146ZM202 140H203V139H202ZM206 140H208V139L206 138ZM209 140H212V139H211V136H210ZM214 140H215V139H214ZM224 140H225V139H224ZM240 140H241V139H240ZM248 140H249V139H248ZM258 140H259V139H258ZM260 140H261V139H260ZM81 141H82V140H81ZM122 141H123V140H122ZM125 141H123V142H125ZM183 141H185V140H183ZM204 141H200V142L204 143ZM221 141H222V140H221ZM74 142H75V141H74ZM84 142H85V141H84ZM123 142H121V145H122ZM147 142H148V141H147ZM166 142H167V141H166ZM168 142H169V141H168ZM170 142H171V140H170ZM172 142H175L174 139H173ZM176 142H178V141H176ZM205 142H206V141H205ZM228 142H229V141H228ZM249 142H250V141H249ZM254 142H256V141H254ZM79 143H80V142H79ZM88 143H89V141L86 142L87 145H88ZM126 143H128V140H127ZM132 143H133V142H132ZM189 143H190V146H191V142H189ZM198 143H199V142L197 141V144H198ZM210 143H211V142H210ZM213 143H214V142H213ZM241 143H242V142H241ZM245 143H248V142L245 141ZM259 143H260V142H259ZM74 144H75V143H74ZM90 144H91V141H90ZM92 144H93V146H94L95 144H96L97 146L99 145L98 142H97V143L95 142V144L92 142ZM92 144H91V145H92ZM150 144H152V143H150ZM154 144H155V143H154ZM162 144H164V143H162ZM173 144H174V143H173ZM195 144H196V143H195ZM208 144H209V143H208ZM211 144H212V143H211ZM211 144H210V145H211ZM216 144H217V143H216ZM221 144H222V143H219V145H221ZM238 144H239V142H238ZM248 144H249V143H248ZM248 144H246V145H248ZM10 145H11V141H10V142L8 141V142H5L4 144H2V148H1V149H2V152H3L4 155H3V158L0 160V161H3V164L0 165V167H6V168H11V169H12V167L14 166L13 164H16L15 162H11V161H10V158H12V157H11L10 155H8V154H10V153L7 151V149H9V151H11V153H13L14 156H17V155L20 156V160H19L18 162H19V163H22L23 166H25V165H26V166H29L30 163L33 164V165H35V166L38 165L37 168L40 170V173H39V176L37 177V181H39L40 183L42 182V183H44L45 185H46V184H50V185L54 184V186H56V185H57V184H56L57 182H58V184H61V183L59 182L60 180H59L58 178H60V177H61V174H62V173H65V172H70V171H71L72 174H74V176H75L74 178H76V177L79 178V179L76 178V180H71V183H70L71 186L76 185V184L78 185V184H80V183H83L84 180H85V178H84L85 175H87V174H88V175H92V174H89V173H91L93 170L91 171V169H89V168L86 169L85 166H88V164L85 165V162H86L85 160H84L85 162L82 161V159H80L81 161L79 160L80 157L77 156V155H79V154H77V155L75 156V155H73V154H70V152H68V151H63V150L60 148V145H58V144L53 145L52 147H50V149H48V150L46 151V153L43 154V156H42V158H43V162H42V163H43V164H41V165L38 164V162H39L38 157H34V156H32V157H28V158L26 159V161H24L25 158L23 159L22 156H21V155L24 153V152H23L24 147H20V146H19V147L13 148V147L10 146ZM87 145H86V146H87ZM96 145H95V146H96ZM100 145L103 146V144H100ZM125 145H126V144H125ZM127 145L130 146V143L127 144ZM127 145H126V148H127ZM210 145H209V146H210ZM217 145H218V144H217ZM219 145H218V147H219ZM249 145H250V144H249ZM86 146H85V147H86ZM88 146H89V145H88ZM118 146H119V145H117V148L120 149V146H119V147H118ZM149 146H150V145H149ZM149 146H148V147H149ZM151 146H152V145H151ZM170 146H171V145H170ZM201 146H202V145H201ZM211 146H212V145H211ZM222 146H223V145H222ZM232 146L230 145V147H232ZM250 146H251V145H250ZM77 147H78V146H77ZM90 147H91V146H89V148H90ZM103 147H105V146H103ZM103 147H102V148H101V147H98V150H99V148H100V150L102 149L100 153H102V151H104V153H105V150L108 151V149H105V148H103ZM121 147H122V146H121ZM134 147H135V146H134ZM215 147H216V146H213V148H215ZM218 147H216V148L214 149V152H216L217 155H219L220 153H221L220 155H223L222 152H223V153L225 152V151H223V150H221V152L217 153V152L220 150V149L217 150ZM223 147H224V146H223ZM226 147H227V146H226ZM243 147H244V146H243ZM255 147H256V146H255ZM73 148H74V147H73ZM79 148H80V147H79ZM93 148H94V147H93ZM93 148H91V149H93ZM123 148H124V146H123ZM123 148H122V150H123ZM130 148H132V146H131ZM149 148H150V147H149ZM149 148L146 147L145 149H149ZM174 148H175V147H174ZM185 148H186V146H185ZM228 148H229V147H228ZM258 148H259V149H263V148L257 147V149H258ZM84 149H85V148H84ZM103 149H104V150H103ZM112 149H114V148H112ZM119 149L116 150V152L119 151ZM132 149H133V148H132ZM170 149H172V148H170ZM85 150H86V149H85ZM95 150H96V149H94V151H95ZM98 150H97V151H98ZM150 150H152V149L150 148ZM154 150H155V149H154ZM154 150H153V151H154ZM158 150H159V149H158ZM215 150H216V151H215ZM229 150H230V149H229ZM229 150H227V151L229 152ZM232 150H231V151H232ZM82 151H84V150H82ZM86 151L89 152L88 149H87ZM92 151H93V150H91V152H89L90 155H91ZM114 151H115V149H114ZM125 151H127V150H125ZM175 151H177V150H175ZM210 151L212 152V149H211ZM260 151H261V150H260ZM77 152H78V151H77ZM95 152H96V151H95ZM111 152H112V150H111ZM129 152H131V150H129ZM171 152H172V151H171ZM214 152H212V153H214ZM228 152H226V153H227V156H228ZM71 153H72V152H71ZM84 153H85V151H84ZM98 153H99V151H98ZM100 153L98 154V155H99V158H103V157L106 155V154L104 155V154L102 153L101 156H102V155H104V156L101 157V156H100ZM149 153H150V152H149ZM156 153H157V152H156ZM167 153H168V152H167ZM175 153H176V152H175ZM75 154H76V153H75ZM82 154H83V153H82ZM95 154H96V156H98L97 153H95ZM121 154H122V153H121ZM162 154H163V153H162ZM169 154H170V153H169ZM86 155H87V153H85V157H86ZM92 155H93V154H92ZM128 155H129V153H128ZM172 155H174V154L172 153ZM212 155L214 156L215 154H212ZM229 155H230V154H229ZM5 156L8 157V158H5ZM80 156H81V154H80ZM107 156H108V159L111 158L108 154L106 155V157H107ZM159 156H160V155H159ZM224 156H225V153H224ZM82 157H83V155H82ZM85 157H83V158H85ZM93 157H94V156H93ZM93 157H92V158H93ZM109 157H110V158H109ZM161 157H162V156H161ZM161 157H160V158H161ZM168 157H171V156H168ZM168 157H167V158H168ZM214 157H215V156H214ZM230 157H232V156H230ZM230 157H229V158H230ZM87 158H90V159H91V157L88 156V155H87ZM96 158H98V157H96ZM150 158H151V157H150ZM160 158H158V159H159L158 161H159V163H160L159 165H161ZM163 158H164V157H163ZM171 158H172V157H171ZM173 158H174V157H173ZM173 158H172V159H173ZM216 158H217V157H216ZM219 158H220V156H219ZM18 159H19V158H18ZM151 159L153 160V158H151ZM154 159H155V158H154ZM92 160H93V159H92ZM94 160H96V159H94ZM99 160H100V159H98V161H99ZM223 160H224V158H223ZM88 161H90V164H93V163H91V162H92L91 160H88V159H87V162H88ZM106 161H107V160H106ZM108 161H109V160H108ZM114 161H115V160H113V162H112V158H111V160H110L109 162H112V163H109V162H108V165H109V166H107V164H105V165H106L107 167H109V168H110V164H112V168H110L109 170H111V169L114 168L113 170L115 171L116 168L119 167L118 165H116V161H115V162H114ZM173 161H174V160H172V162H173ZM220 161H221V159H220ZM227 161H228V160H227ZM26 162H27V163H26ZM152 162H153V161H152ZM152 162H151V163H152ZM155 162H156V161H155ZM172 162H171V163H172ZM215 162H216V160H215ZM217 162H219L218 159H217ZM217 162H216V163H217ZM228 162H230V161H228ZM88 163H89V162H88ZM114 163H115V164H114ZM153 163H154V162H153ZM162 163H163V162H162ZM164 163H165V161H164ZM167 163H169V162H167ZM173 163H177L176 160H175ZM95 164H96V163L94 162V166H95ZM113 164H114V165H113ZM119 164H120V163H119ZM212 164H214V160H213ZM115 165L118 166V167H114ZM150 165H151V164H150ZM225 165H226V164H225ZM225 165H224V166H225ZM229 165H230V164H229ZM97 166H99V165H97ZM97 166H96V167H97ZM103 166H104V165H103ZM152 166H153V165H152ZM155 166H157V165H155ZM163 166H164V165H163ZM171 166L173 167L172 164H170V167H171ZM188 166H189V165H188ZM150 167H151V166H150ZM168 167H169V166H168ZM91 168H92V167H91ZM99 168H100L101 170H96V171H95V173H96L95 176H97V180L99 181V183H97V184H98L99 186H100V185H103V184H105V183H109V182L112 181L113 179H116V178H120V177H121V176H120L121 174H120L119 172H116V174L114 173V176H113V174H110V171L107 170L108 168H106V167L103 168L102 165H101ZM151 168H152V167H151ZM164 169H165V168H164ZM211 169H212V167H211ZM213 169H215V168L213 167ZM117 170H118V169H117ZM161 170H162V169H161ZM119 171H120V170H119ZM167 171H168V170L161 171V174H162L163 172H167ZM218 171H219V170H218ZM228 171H229V168H228ZM112 172H113V171H112ZM112 172H111V173H112ZM127 173H128V172H127ZM149 173H151V172L149 171ZM149 173H148V175H149ZM169 173H170V172H169ZM229 173H230V171H229ZM11 174H13V176L16 177V174L14 173L13 170H12V173H11ZM66 174H67V176L69 175L68 173H66ZM151 174L153 175V174H154V171H152ZM157 174H158V173H157ZM167 174H168V173H167ZM17 175H18V177H17L16 179H17V181L19 182V184L22 185V181L24 180V179H23L24 176H22L21 174H17ZM63 175H64V174H63ZM122 175H123V174H122ZM71 176H72V175H71ZM93 176H94V175H93ZM125 176H127V175L125 174ZM232 176H233V178H232ZM241 176H240V177H241ZM254 176H255V177H254ZM68 177H69V176H68ZM68 177H66L65 179H67ZM155 177H157V176H155ZM62 178H64V177H62ZM62 178H60V179H62ZM91 178H92V176H91ZM95 178H96V177H95ZM122 178H123V177H122ZM125 178H127V177H125ZM125 178H124V180H125ZM129 178H130V177H129ZM152 178H153V177L151 176V179H150V176H149V177H148L149 180H148V179H146V180H148V182H149L150 180H152ZM161 178H162V177H161ZM65 179H63L62 181L64 182ZM93 179H94V178H93ZM93 179H92V180L90 179V181L92 182ZM127 179H128V178H127ZM127 179H126V180H127ZM156 179H158V178H156ZM237 179H238V180H237ZM57 180H59V181H57ZM117 180H119V181H117ZM117 180H114V181H116V182H114L115 184H116L117 182H120V180H123V179L120 178V179H117ZM146 180H145V183H146ZM234 180H233V181H234ZM65 181H66V180H65ZM87 181H88V180H87ZM90 181H89V182H90ZM143 181H144V180H143ZM158 181H159V179H158ZM253 181H255V180H253ZM63 182H62V185H61V186H62V187H63V186L66 187L67 183L65 182V183H64L65 185H64ZM127 182H128V181H127ZM150 182H151V181H150ZM150 182H149V183H146V186H149V184H152V183H150ZM152 182H153V181H152ZM87 183H88V182H87ZM93 183H94V181H93ZM93 183H92V185H95V184H93ZM240 183H242V182H240ZM245 183H244V184H245ZM55 184H56V185H55ZM90 184H91V183H90ZM109 184H110V183H109ZM109 184L106 185V186H109ZM115 184H114V185H115ZM129 184H130V182H129ZM131 184H132V182H131ZM131 184H130V185H131ZM147 184H148V185H147ZM255 184H256V183H255ZM257 184H258V183H257ZM45 185H44V186H45ZM127 185H128V184H126V188L129 187V186H127ZM134 185H135V184H134ZM249 185H247V186H249ZM260 185H259V186H260ZM58 186H59V185H58ZM58 186H57V187H58ZM68 186H69V185H68ZM81 186H84V185H81ZM122 186H123V184H122ZM122 186H121V187H122ZM143 186H145V185L143 184ZM151 186H153V185H151ZM151 186H150V187H151ZM157 186H158V185H157ZM160 186H161V185H160ZM245 186H246V185H245ZM251 186H253V185H251ZM256 186H257V185H254L253 187H256ZM59 187H60V186H59ZM69 187H70V186H69ZM75 187H76V186H75ZM90 187H92V186H90ZM97 187H98V186H97ZM97 187H95V188H97ZM116 187H117V186H116ZM116 187H114V188H116ZM119 187H120V186H119ZM131 187H132V185H131ZM131 187H130V188H131ZM133 187H134V186H133ZM137 187H139V186H137ZM150 187H148V190L150 189ZM153 187H154V186H153ZM240 187H241V186H240ZM88 188H89V187H88ZM93 188H94V187H93ZM102 188L104 189V186H103ZM102 188H101V189H102ZM106 188H107V187H106ZM114 188H113V190H112V189H111V190L114 191ZM123 188H124V187H123ZM130 188H128V190H132V189H130ZM134 188H136V187H134ZM134 188H133V189H134ZM140 188H141V187H140ZM45 189H46V187H45ZM69 189H71V188H69ZM72 189H73V188H72ZM72 189H71V191H73ZM75 189H76V188H75ZM82 189H84V188L82 187ZM98 189H99V191H100V188H98ZM103 189L101 190V193H102V194L107 190V189H105L104 192H102ZM109 189H110V187H109ZM109 189H108V192H106V193H108L109 196H110V194L112 193V191L109 190ZM144 189H145V188H144ZM152 189L154 190V188H152ZM152 189H150L151 191H147V190H146L147 192H146V191H145V192L148 193L149 195H150V194L153 195L154 193H157L158 196L156 195V197H157V199H158L159 196H160L159 194H161V192H160V193H159L158 191H157V192H153ZM238 189H239V187H238ZM243 189H245V188L243 187ZM246 189L249 190L248 188H246ZM251 189H253V188H251ZM256 189H257V187H256ZM41 190H42V189H41ZM41 190H40V192H41ZM59 190H60V189H59ZM59 190H58V191H59ZM91 190H92V188H91ZM117 190H119V189H117ZM117 190H115L116 192H115V191H114V192L117 193ZM156 190H158V189H156ZM240 190H241V189H240ZM260 190H261V189H260ZM260 190H259V191H260ZM44 191H45V190H44ZM47 191H48V190H47ZM66 191H67V190H66ZM89 191H90V190H89ZM92 191H93V190H92ZM109 191H111V192H109ZM132 191H134V190H132ZM132 191H131V192H132ZM139 191H140V189H139ZM241 191H242V190H241ZM249 191H250V190H249ZM64 192H65V190H64ZM69 192H70V191H69ZM73 192H74V191H73ZM75 192H76V191H75ZM82 192H83V191H82ZM120 192H121V191H118V193H120ZM151 192H152V193H151ZM237 192H240V191H237ZM251 192L256 193V191H251ZM260 192H261V194H262V190H261ZM46 193H47V192H46ZM79 193H80V192H79ZM79 193H78V194H79ZM88 193H89V192H88ZM91 193H92V194H91ZM91 193H90L89 195H94L93 192H91ZM97 193H98V192H97ZM97 193L95 194V197L98 196V195H99V197H100L101 194H97ZM99 193H100V192H99ZM106 193H104V195H105ZM118 193H117V195H119ZM122 193H123V192H122ZM134 193L137 194V192H134ZM245 193H247V192H245ZM257 193H259V192L257 191ZM52 194H54V193H52ZM76 194H77V192L75 193V197H72V198H76V199H77V206H80V203H79V205H78V202H81V200L79 201L78 196L80 197V195H82L83 193H80L78 196H77ZM128 194H129V195H132L133 193L130 194V192H129ZM240 194H241V193H240ZM248 194H250V193H248ZM55 195H56V194H55ZM63 195H65V194H63ZM68 195L70 196V193H69ZM72 195H73V194H72ZM104 195H103V196H104ZM112 195H115V194L112 193L111 196H112ZM121 195H123V194H121ZM125 195H126V194H125ZM125 195H123V196H125ZM238 195H239V193H238ZM244 195H245V194H243V196H244ZM53 196H54V195H53ZM53 196H52V197H53ZM82 196L84 197V196H86V195H82ZM87 196H88V194H87ZM87 196H86V197H87ZM106 196H107V194H106ZM133 196H134V195H132V197H133ZM135 196H136V195H135ZM161 196H162V195H161ZM161 196H160V197H161ZM256 196H257V195H256ZM58 197H60V196L55 197V199L58 198ZM90 197H91V196H90ZM90 197H89V198H90ZM92 197H93V196H92ZM104 197H105V196H104ZM104 197H103V200H104ZM117 197H118V196H117ZM117 197H116V199H117ZM127 197H128V195H127ZM252 197H254V195H253ZM67 198H68V197H67ZM69 198L72 199L71 197H69ZM87 198H88V197H87ZM87 198H86V199H87ZM111 198H112V197H111ZM122 198H123V197H121L120 199L118 198V200H121V201H122V200L124 199V198H123V199H122ZM130 198H131V197H130ZM245 198H246V197H245ZM254 198L258 199L257 197H254ZM260 198H261V197H260ZM92 199H94V197H93ZM100 199H101V198H100ZM113 199H114V198H113ZM113 199H111V200H113ZM134 199H136V198H134ZM159 199H160V198H159ZM250 199H251V198H250ZM262 199H263V198H262ZM262 199H261V200H262ZM59 200H60V198H59ZM62 200H64V199H62ZM62 200H61V201H62ZM73 200H74V199H73ZM73 200H71V201H73ZM94 200H95V199H94ZM94 200H93V201H94ZM108 200H109V198H108ZM118 200H117V202H119ZM254 200H255V199H254ZM65 201L67 202L66 199H65ZM86 201H90V200H86ZM106 201H107V200H106ZM133 201H134V200H133ZM140 201H142V200L140 199ZM66 202H65V203H66ZM99 202H101V201L99 200ZM110 202H112V201H109V202H108L109 205H111ZM115 202H116V200L114 199V202H112V205H111V207H113L114 209H115V207H114L113 205H115V204L117 203V202H116V203H115ZM124 202H125V199H124ZM124 202L122 201L123 204H124ZM137 202H138V201H137ZM74 203H76V201H74ZM74 203H73V204H74ZM86 203H88V202H86ZM91 203H92V201H91ZM97 203H98V202H97ZM97 203H95V204H97ZM102 203H103V201H102ZM108 203H107V205H108ZM125 203H126V202H125ZM145 203H146V202H145ZM66 204H67V203H66ZM99 204H100V203H99ZM123 204L120 203V207H119L120 209H121V207H122ZM136 204H138V206H142V205H139V203H135L134 206H135ZM141 204H142V203H141ZM256 204H257V203H256ZM116 205L119 206L118 203H117ZM124 205H125V204H124ZM130 205H131V204H130ZM130 205H129V209H130V207H132V206H130ZM149 205H151V204H149ZM250 205H251V204H250ZM257 205H258V204H257ZM83 206H84V202H83ZM134 206H133V208L135 209ZM138 206L136 205V207H138ZM143 206H144V204H143ZM143 206H142V208H143L144 210H146V211H148L149 213H151V209L153 208L152 205L150 206V207H152V208L149 207L150 209H146V208L143 207ZM155 206H157V205H155ZM98 207H99V209L101 208L100 206H98ZM111 207H110V208H111ZM116 207H117V206H116ZM125 207H127V205L124 206V208H125ZM81 208H82L81 211H84V209H86V208H83L82 206H81ZM107 208L110 209L109 206H108ZM117 208H118V207H117ZM117 208H116V209H117ZM124 208H122V209H124ZM133 208H132L131 210H133ZM140 208H141V207H139L138 210H140ZM78 209H79V207H78ZM105 209H106V207L104 208V212H105ZM108 209H106V210H108ZM143 209H142V210H143ZM154 209H155V208H154ZM176 209H177V208H176ZM89 210H90V209H89ZM101 210H102V208H101ZM101 210L99 211V213L101 212V213H100V216H101L102 211H103V210H102V211H101ZM124 210H125V209H124ZM135 210H137V209H135ZM138 210H137V211H138ZM144 210H143V211H144ZM158 210H159V207H158ZM161 210H162V209H161ZM253 210H254V209H253ZM253 210H252V212H253ZM263 210H264V209H263ZM263 210H262V211H263ZM2 211H3V209H2ZM81 211H80V212H81ZM92 211H94V210H92ZM92 211H91V212H92ZM118 211H120V210L118 209ZM137 211H135V212L137 213ZM154 211H156V210H153V211H152V214L155 213ZM70 212H72V211H70ZM80 212L78 211L79 214H81ZM85 212H86V210H85ZM85 212H82V213H85ZM108 212H109V211H108ZM111 212H112V211H111ZM132 212H134V210H133ZM148 212H146V213L148 214ZM53 213H54V212H53ZM78 213H77V215H78ZM87 213H89V211H88ZM93 213H96V212L94 211ZM122 213H123V212L121 211V214H122ZM124 213H125V211H124ZM136 213H135L134 216H136ZM139 213H140V212H139ZM141 213H143V212L141 211ZM56 214H57V212H56ZM56 214H55V216H57ZM96 214H97V213H96ZM103 214H104V213H103ZM105 214H106V212H105ZM108 214L110 215V214H112V213H108ZM113 214H115V213L113 212ZM116 214H118V213H116ZM127 214H128V212H127ZM127 214L125 213L123 216H125V215H127ZM155 214H158V212L155 213ZM258 214H259V213H258ZM52 215H53V214H52ZM83 215H84V214H83ZM87 215H89V214H87ZM98 215H99V214H98ZM109 215H108V216H109ZM132 215H133V214H132ZM137 215H139V214L137 213ZM148 215H150V214H148ZM58 216L60 217V214H59ZM61 216H63V215H61ZM80 216H82V215H79V217H80ZM123 216H122V217H123ZM129 216H131V215H129ZM152 216H153V215H152ZM48 217H49V218H52V216L50 217V215H49ZM85 217H86V215H85ZM91 217H93V216L91 215ZM102 217H103V215H102ZM102 217H100V218H102ZM126 217H128V216H126ZM141 217H142V216H141ZM260 217L262 218V216H260ZM55 218H57V217H55ZM77 218H78V216H77ZM81 218H82V217H81ZM81 218H80V219H81ZM53 219H54V218H53ZM53 219H52V220H53ZM59 219H61V218H59ZM59 219L57 218L58 221H59ZM63 219H64V218H63ZM70 219H71V218H70ZM119 219H120V218H119ZM119 219H117V220H119ZM250 219H251V218H250ZM258 219H260V218H258ZM43 220H46V217H45V216H44ZM49 220H50V219H49ZM57 220H53L54 222L51 224V226H54V224L57 223L56 225H58V226L60 227L61 225H59V222H60L61 220H60L59 222H58ZM78 220H79V218H78ZM78 220H77V222H79ZM98 220H99V218H98ZM120 220H122V219H120ZM127 220H128V219H127ZM239 220H240V219H239ZM262 220H264V218H263ZM38 221H39V219H38ZM74 221H75V220H74ZM85 221H86V220L84 219V222H85ZM115 221H116V220H115ZM131 221H132V220H131ZM156 221H157V220H156ZM249 221H250V220H249ZM259 221H260V220H259ZM39 222H41V220H40ZM64 222H65V221H64ZM80 222H81V221H80ZM119 222H120V225H123L126 221H125V222H124V221H123V222L118 221V223H119ZM128 222H129V220H128ZM94 223H95V222H94ZM102 223H103V222H102ZM110 223H111V222H110ZM121 223H122V224H121ZM159 223L162 224L161 222H159ZM60 224H61V223H60ZM74 224H75V222H74ZM74 224H73V225H74ZM76 224H78V223H76ZM103 224H108V223H103ZM126 224H128V223H126ZM126 224H124V225H126ZM256 224H257V223H256ZM83 225H84V223H83ZM83 225H82V226H83ZM87 225H88V224H87ZM91 225H92V224H91ZM91 225H89V226H91ZM157 225H158V224H157ZM262 225H263V227L261 226V227H262L261 229L264 228V223H263ZM79 226H80V224H79ZM85 226H86V225H85ZM93 226H94V225H93ZM115 226H116V225H115ZM59 227H58V228H59ZM67 227H68V226H67ZM94 227H95V226H94ZM116 227H117V226H116ZM35 228H36V227H35ZM45 228H46V227H45ZM51 228H52V227H51ZM58 228H57V229H58ZM77 228H78V226H77ZM79 228L82 229L81 226H80ZM79 228H78V232L81 233V231H80L81 229L79 230ZM259 228H260V226H259ZM38 229H39V228H38ZM53 229H54V228H53ZM67 229H68V228H67ZM115 229H116V228H115ZM121 229H122V228H121ZM153 229H154V228H153ZM33 230H34V229H33ZM35 230H36V229H35ZM49 230L52 231L51 229H49ZM63 230H64V228H63ZM71 230H72V229H71ZM82 230H83V229H82ZM113 230H114V229H113ZM157 230H158V229H157ZM31 231H32V230H31ZM46 231H47V230H46ZM54 231H55V230H54ZM54 231H53V232H54ZM56 231H58V230H56ZM61 231H62V230H61ZM114 231H115V230H114ZM107 232H109V231L107 230ZM31 233H35V231H33V232H31ZM83 233H84V231H83ZM85 233H87V232H85ZM259 233H260V231H259ZM259 233H258V234H259ZM47 234H51V232H50V233L48 232ZM52 234H53V233H52ZM65 234H66V233H65ZM263 234H264V233H263ZM34 235H35V234H34ZM58 235H59V232H58L57 236H58ZM60 235H62L61 232H60ZM67 235H70V236H71L72 233H71V234H70V233L68 234V231H67ZM75 235H76V236H79V235H81V234L78 235V234H76V232H75V234H74V238L72 237V239L77 238ZM84 235H85V234H84ZM86 235H87V234H86ZM260 235H261V233H260ZM35 236H37V235H35ZM35 236H34V237H35ZM43 236H44V235H43ZM57 236L55 237V241L57 240V238H59V236H58V237H57ZM28 237H29V236H28ZM30 237H31V236H30ZM48 237L51 238V237H54V236L51 235V237H50V235H49ZM60 237H61V236H60ZM62 237L64 238V236H62ZM85 237H86V236H85ZM99 237H100V236H99ZM103 237H104V236H103ZM65 238H66V237H65ZM65 238H64V239H65ZM80 238L85 239L84 237H80ZM261 238H262V237H261ZM261 238H260V239H261ZM263 238H264V237H263ZM27 239H28V238H27ZM27 239H26V240H27ZM29 239H30V238H29ZM33 239H34V238H32V240H33ZM47 239H48V238H47ZM72 239H71V240H72ZM58 240H59V239H58ZM62 240H63V239H61V242H62ZM69 240H70V239H69V237H68V242H69ZM71 240H70V241H71ZM75 240L77 241V243H79V242L81 241L83 244H85V243L87 242V238H86V240L79 239V240H80L79 242H78L77 239H75ZM75 240H74V241H75ZM41 241H42V240H41ZM74 241L71 242L72 244H75L74 246L71 245V243L69 242V244L71 245V247H70V246L68 247V248H70V250L67 248V250H69V252H70V253H68L69 255H71L72 252H73V254H74V250H75V249L78 250V248H76V244H77V243H75ZM262 241H263V240H262ZM262 241H261V242H262ZM23 242H24V240H23ZM48 242H49V243H48ZM48 242H46V243H45V242H44V243L41 242V243H39V244H42V243H43L44 245H46V246H48V247H50V248H52L53 246H54V248L58 247V249L56 248L55 251H56V250L60 251L59 254L57 255L56 253H54V248L51 250V251H52V252H51V251H50V248L48 249V247H47V248H44V247H43L44 249H46V251H50V253H54V254H56V255L53 254L54 256L52 255V257H56V256H57V257H58L57 259H59V258L61 257L62 260L65 259L64 261H66V257H67V260H68V257L70 258V256H68V254H65L66 252H68V251H66V249H65L66 244H63V245H64V249H65V250H63V246H62V245H57L56 243H54V241H51V242L48 241ZM57 242H58V241H57ZM59 242H60V241H59ZM13 243L15 244V242H13ZM21 243H22V240H21ZM34 243H35V242H34V240H33V244H34ZM65 243H67V242H65ZM88 243H89V242H88ZM190 243H191V242H190ZM43 244H42V245H43ZM47 244H52V245H51L52 247H51L50 245H47ZM55 244H56L57 246H56ZM83 244H81V247H83V246H82ZM24 245H25V243H24ZM27 245H29V244L26 243L25 246H27ZM77 245H78V244H77ZM79 245H80V243H79ZM19 246H20V245L18 244V247H19ZM25 246H24L23 248H25ZM29 246H30V245H29ZM33 246H34V245H32V247H33ZM46 246H45V247H46ZM60 246H61L62 248H59ZM118 246H119V245H118ZM2 247H4V246H2ZM14 247H15V245H14ZM14 247L12 246V249H13ZM72 247H73V248H72ZM74 247H75V249H74ZM77 247H79V246H77ZM135 247H136V245H135ZM200 247H201V246H200ZM10 248H11V246H10ZM43 248H42V250H43ZM84 248H85V245H84ZM198 248H199V247H198ZM203 248H204V247H203ZM0 249H2V248H0ZM21 249H22V248H21ZM33 249L35 250V247H34ZM60 249H61V250H60ZM73 249H74V250H73ZM104 249H105V248H104ZM3 250H4V249H3ZM22 250H23V249H22ZM42 250H40V248H39V251H42ZM72 250H73V251H72ZM77 250H75V251H77ZM131 250H132V249H131ZM7 251H8V249H7ZM9 251H10V250H9ZM17 251H18V250H17ZM58 251H56V252L58 253ZM117 251H118V250H117ZM12 252H13V251H12ZM19 252H20V250L18 251V253H19ZM34 252H35V251H34ZM64 252H65V253H64ZM78 252H79V250H78ZM21 253H22V252H21ZM21 253H19V255H20ZM26 253H27V252H26ZM35 253L37 254V252H35ZM35 253H34V255L36 256ZM60 253H62V255H61ZM63 253H64V254H63ZM12 254H14V252H13ZM16 254H17V253H16ZM31 254H33V253H31ZM41 254L43 255V253H41ZM19 255H17V257H18ZM38 255H40V254H38ZM42 255H41V256H42ZM60 255H61V256H60ZM219 255H220V254H219ZM14 256H15V255H14ZM63 256H64L65 258H64ZM74 256H75V259H76V258H78L79 255H77V254L75 255V254H74ZM74 256H73V257H74ZM76 256H77V257H76ZM143 256H144V255H143ZM6 257H7V256H6ZM217 257H218V256H217ZM21 258H22V256H21ZM38 258L41 259L40 256H39ZM44 258H46L45 261L48 262V260H47L48 258H47V257H44ZM213 258H214V257H213ZM9 259H10V258H9ZM12 259H13V258H12ZM26 259H27V258H26ZM39 259H38V260H39ZM42 259H43V258H42ZM61 259H59V260L61 261ZM7 260H8V259H7ZM7 260L5 259V261H7ZM14 260H15V258H14ZM17 260H19V259L17 258ZM17 260H15V261H13V262L11 261V263H8V262L10 261V260H9L7 263H2V264H22V260H19L21 263H17V262H18ZM23 260H24V258H23ZM59 260H58V261H59ZM76 260H77V259H76ZM221 260H222V259H221ZM221 260H220V261H221ZM25 261H26V260H25ZM68 261H69V260H68ZM220 261H219V262H220ZM255 261H256V260H255ZM0 262H1V260H0ZM70 262H71V260H70ZM27 263H28V262H27ZM35 263H36V262H35ZM49 263H51V262L49 261ZM63 264H64V263H63ZM256 264H257V263H256Z\"/></svg>",
	"mask_w": 264,
	"mask_h": 264
}]
</instances>
